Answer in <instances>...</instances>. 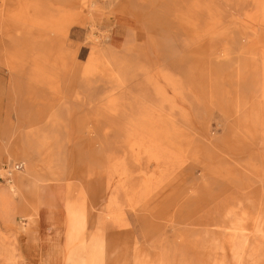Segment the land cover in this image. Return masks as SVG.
Instances as JSON below:
<instances>
[{"label": "rangeland", "instance_id": "1", "mask_svg": "<svg viewBox=\"0 0 264 264\" xmlns=\"http://www.w3.org/2000/svg\"><path fill=\"white\" fill-rule=\"evenodd\" d=\"M0 136L63 258L264 264V0H0Z\"/></svg>", "mask_w": 264, "mask_h": 264}, {"label": "crops", "instance_id": "2", "mask_svg": "<svg viewBox=\"0 0 264 264\" xmlns=\"http://www.w3.org/2000/svg\"><path fill=\"white\" fill-rule=\"evenodd\" d=\"M0 148H1V136H0ZM20 179V185H24L23 177L18 178ZM23 179V180H22ZM19 182V181H18ZM6 183L3 181L0 182V191L5 189L3 186H5ZM25 186V185H24ZM41 191V195L45 201V198H47V193ZM46 202V201H45ZM54 211H56L54 209ZM8 213L10 217L14 220L16 218V214L19 213V211L16 209V206L13 205L7 210H0L1 213ZM21 212V211H20ZM82 217L78 214V212L73 211L71 214V223L75 230L79 232L82 231L81 227ZM14 224V221L12 224H8L5 219H3L0 216V264H17V260H20L23 263V261H28L31 264H40L42 262L41 257L43 254L47 251V242H44L43 237L41 236V227L39 219L33 222H27L26 219L21 222L22 224V233L21 236L17 235V231L11 227ZM59 228H60V249H61V257H60V263L61 264H92V256H91V248L93 247L92 244L98 243L102 247V243L100 240H96L93 242H89L90 245L85 251V256L78 257V259H71V257L63 258L64 254V245L61 243L62 240V227L60 225V221H58ZM69 239H72L69 237ZM68 239V240H69ZM70 242V241H69ZM81 249V248H80ZM80 249L72 250L70 253L72 255L81 256L82 255V249L80 252ZM84 252V251H83ZM22 259H18V256ZM91 259V260H90ZM101 262L103 263V258L101 254L100 258ZM92 262V263H91ZM94 264V263H93ZM104 264V263H103Z\"/></svg>", "mask_w": 264, "mask_h": 264}, {"label": "bare ground", "instance_id": "3", "mask_svg": "<svg viewBox=\"0 0 264 264\" xmlns=\"http://www.w3.org/2000/svg\"><path fill=\"white\" fill-rule=\"evenodd\" d=\"M18 181L20 183V179H17V182ZM14 187H15L14 182L9 181V186H7V188H9V189H11V191H13ZM5 192H6V195H5L6 204L0 205V210H7L10 207H12L13 205L16 206V209L18 211H21L23 213L28 210L25 206V201L21 200V201L15 202L14 199L11 198L12 196H10V194H8L7 189H3L2 191H0V194H3ZM33 203H34V200L31 202V205H33ZM62 203H63V201H62ZM35 213L37 214L36 210H35ZM0 216L3 219H5V221H7L8 224L13 223V219H12V217L9 216L8 213L3 212L0 214ZM45 222H46V226H47L46 234H45V242H47V251L45 252L44 260L40 264H61L60 263L61 249H60V245H59V243H60V241H59V239H60V236H59L60 228L56 224V213L54 210H52V209L47 210V212L45 214ZM92 245H93V247L91 248L92 249L91 250V256L93 257L92 261L94 259L93 263L94 264H103L100 260L101 254H102L101 245H99L98 243L92 244ZM80 252H81V249H80ZM21 264H22V262H21ZM72 264H74V263H72Z\"/></svg>", "mask_w": 264, "mask_h": 264}, {"label": "built area", "instance_id": "4", "mask_svg": "<svg viewBox=\"0 0 264 264\" xmlns=\"http://www.w3.org/2000/svg\"><path fill=\"white\" fill-rule=\"evenodd\" d=\"M21 168H22V164L21 163H16V164H13V165H11V164L5 165L3 169L6 171V176H9L10 173L12 172V170H19ZM1 178L2 177L0 176V179Z\"/></svg>", "mask_w": 264, "mask_h": 264}]
</instances>
